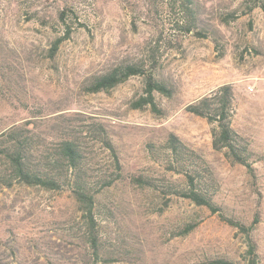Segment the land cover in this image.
Listing matches in <instances>:
<instances>
[{"label":"rangeland","instance_id":"1","mask_svg":"<svg viewBox=\"0 0 264 264\" xmlns=\"http://www.w3.org/2000/svg\"><path fill=\"white\" fill-rule=\"evenodd\" d=\"M194 2L188 30L175 0H0V132L33 121L45 147L74 134L95 174L115 170L106 136L119 155L122 179L97 195L95 208L105 253L121 260L108 264L216 256L247 263L245 233L167 192L182 183L162 161L171 134L210 164L225 215L248 226L258 221L253 236L264 264V0ZM125 65L151 70L168 89L155 91L157 109L135 108L147 95L142 74L89 92L96 76ZM224 85L233 89L232 128L253 173L215 147V124L188 110ZM140 173L160 189L126 179ZM187 223L197 227L178 236ZM87 229L69 190L0 187V264H94Z\"/></svg>","mask_w":264,"mask_h":264},{"label":"trees","instance_id":"2","mask_svg":"<svg viewBox=\"0 0 264 264\" xmlns=\"http://www.w3.org/2000/svg\"><path fill=\"white\" fill-rule=\"evenodd\" d=\"M175 8L186 14L189 21L194 15V0H175ZM264 10V4H261ZM190 16V18H189ZM64 20L65 12L61 13ZM64 22V21H63ZM188 30L192 29V24ZM70 33H67V36ZM66 37L55 42L54 50ZM142 74L147 80L146 96L136 103L135 108H144L151 104L157 109L154 93H167L168 89L159 84L151 70L146 71L139 65H125L110 72L98 75L90 83L89 92L98 93L109 91L126 82L130 77ZM233 89L230 85L220 86L211 95L203 97L190 105L192 113L206 117L215 124L213 129L214 145L216 148H226L227 156L233 161L245 166L253 173L248 147H240L238 133L232 128L233 118ZM36 124L26 121L23 124H13L0 132V187H11L22 184L31 187H41L50 191L69 190L84 211L88 229L85 233L89 244L91 258L94 264H108L121 261L112 257L103 243V236L99 231L100 223L95 213L97 195L105 188L111 187L122 179V165L119 155L108 136L104 138L107 149L114 161V171H100L95 174L83 150L82 141L74 134L72 136L57 137L56 143L45 147L36 135ZM152 147V146H151ZM155 153L154 147L151 150ZM163 164L167 171L182 177V183L171 185L168 193L179 198L189 200L196 206L205 207L213 214H218L230 225L239 228L247 236L246 264H262L259 244L253 236L256 224L246 225L233 218H228L222 208L216 203L218 187L213 170L202 154L184 143L178 136L171 134L164 145ZM129 182L141 188L160 189V185L152 176L143 173L128 176ZM196 223H187L182 227L178 236H187L195 230ZM197 264H240L224 256L209 257Z\"/></svg>","mask_w":264,"mask_h":264}]
</instances>
